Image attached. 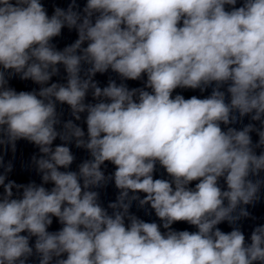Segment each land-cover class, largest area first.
Wrapping results in <instances>:
<instances>
[{
    "label": "clouds",
    "instance_id": "1",
    "mask_svg": "<svg viewBox=\"0 0 264 264\" xmlns=\"http://www.w3.org/2000/svg\"><path fill=\"white\" fill-rule=\"evenodd\" d=\"M65 27L78 38L58 50ZM61 66L66 83L51 82ZM109 70L121 83L100 87L94 77ZM17 76L39 89L10 87ZM145 76L144 87L124 83ZM209 87L206 98L173 96ZM245 116L260 127L230 126ZM19 140L39 149L41 183L9 180L0 155V264H264V225L250 243L237 226L264 186V0H86L82 10L71 0L51 16L41 0H0V147L15 153ZM73 142L91 157L78 171ZM157 165L168 179H154ZM109 182L119 194L105 208L98 189ZM133 202L161 223L132 214ZM54 218L61 227L49 231Z\"/></svg>",
    "mask_w": 264,
    "mask_h": 264
},
{
    "label": "water",
    "instance_id": "2",
    "mask_svg": "<svg viewBox=\"0 0 264 264\" xmlns=\"http://www.w3.org/2000/svg\"><path fill=\"white\" fill-rule=\"evenodd\" d=\"M42 4L47 10V13L49 16H51L54 12V9L56 7H60L63 9H67L68 5L71 3V0H41ZM77 4L79 5V9L82 10V8L86 4V0H77ZM239 6V3L238 5ZM78 38V34L75 29L69 30L67 27L62 29L61 35L59 37H55L53 39V43L56 45L58 50H62L64 47L72 44L75 42V40ZM66 73L64 72L63 67L60 68V75L54 76L52 78L51 82H59V83H66ZM96 81L99 82L100 87L107 86V83L109 79L116 80L117 84L121 83L120 78L117 74L111 72L109 70L105 74H96L94 77ZM146 81V76L142 80H128L124 81L126 85L131 88H140L144 87V82ZM9 86L12 88H15L17 91H32L33 89L38 90L39 85H36L32 81H22L19 79V77H13L9 81ZM225 90V89H222ZM212 88L209 87L206 91L201 92L199 89L192 90V89H181L177 88L173 96L176 94L183 95L186 99L190 98L191 96L195 95L198 98H206L211 94ZM226 98L230 99V97L227 96ZM86 102H94L92 101L91 93H89ZM58 112H62V120L67 121L69 119H73L70 113V108L67 105H58L57 106ZM86 114H82V119L80 121H74L79 126H81L85 132H86V123H84V116ZM253 123L256 125L257 128L260 127L259 122L252 121L250 116H245L242 118L241 121H238L237 123L230 125L231 127H235L236 129L240 130L245 125ZM223 127V125H222ZM252 137L253 144H255L259 137L256 134V132L250 133ZM53 146L59 145L63 143L59 138L53 142ZM70 147V150L72 151L73 155L75 156V160L73 164L70 166L69 170L72 171H78V165L82 163L84 160L90 159V154L85 149L76 148L74 142L72 144L68 145ZM261 149H256L257 154H259ZM0 155L3 156L5 163L8 161H11L13 164V171L8 174V179L13 180L16 183L26 184L30 181H35L37 184L41 183L40 176L36 173L34 167L31 166V158L33 155L39 156V149L33 145L32 143L26 141V140H19L16 144V151L13 153L10 149L5 152L3 147H0ZM64 170V169H61ZM102 170L105 171L106 175H109L115 171V167L110 163L106 162V167L102 166ZM0 171H3L0 169ZM261 178H264V172L260 174ZM156 178H163L168 179V176L163 168H161L159 165H157L156 171L154 173V179ZM252 179H256L255 177H252ZM195 182L191 185L194 187ZM220 185L222 188H226V185L224 184L223 179L220 181ZM46 187H51V185H46ZM3 189L0 187V192H2ZM15 191V190H14ZM100 192V202L103 207L107 208L108 204L110 202H115L119 190L116 189L114 182H109L108 185L102 189H98ZM141 198H143L144 194H139ZM247 210L250 213V217L244 218L238 223V227H240L241 231L244 233L246 242L250 243V236L252 231L255 227L264 225V186L261 187L260 192V199L257 201L254 205L247 206ZM109 213L112 212L111 209H108ZM130 212L132 214H135L138 218L144 220L145 222H156L160 224L161 222L156 217L154 210L150 208V206H144L140 207L138 202H133L132 207L130 209ZM61 225L55 220L53 221V224L50 226L49 231H56L59 230ZM174 230L182 231V230H188L191 232L196 231L197 229L194 226H191L187 224L186 222H177L173 226ZM218 227L224 231V232H230L232 230V226H230L227 222L221 223L218 225ZM164 231L163 229H161ZM35 238H32L30 241V245H34ZM29 264H38V259L36 256H33Z\"/></svg>",
    "mask_w": 264,
    "mask_h": 264
}]
</instances>
